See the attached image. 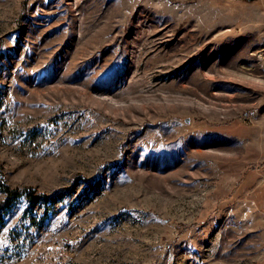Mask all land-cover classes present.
Returning a JSON list of instances; mask_svg holds the SVG:
<instances>
[{
	"label": "rangeland",
	"instance_id": "1",
	"mask_svg": "<svg viewBox=\"0 0 264 264\" xmlns=\"http://www.w3.org/2000/svg\"><path fill=\"white\" fill-rule=\"evenodd\" d=\"M0 171V264H264V0H0Z\"/></svg>",
	"mask_w": 264,
	"mask_h": 264
},
{
	"label": "trees",
	"instance_id": "2",
	"mask_svg": "<svg viewBox=\"0 0 264 264\" xmlns=\"http://www.w3.org/2000/svg\"><path fill=\"white\" fill-rule=\"evenodd\" d=\"M83 177L84 175L80 176L79 178H83ZM84 180L86 184L93 185V186H95V183L98 181L96 178L84 179ZM89 180H92V181H89ZM0 190L5 193V198L2 201H0V208L4 206L3 210L0 212V220H2L3 219L2 213H4L12 205V203L20 197H23L30 203H33L35 200L39 198H51L50 196H52L53 198L52 200L54 201L56 198H59L60 196L64 195L66 193L65 190H67V188L65 189L59 188L57 191L48 195L42 192L36 193L35 189L30 186L11 187L4 180L3 175L0 171Z\"/></svg>",
	"mask_w": 264,
	"mask_h": 264
},
{
	"label": "water",
	"instance_id": "3",
	"mask_svg": "<svg viewBox=\"0 0 264 264\" xmlns=\"http://www.w3.org/2000/svg\"><path fill=\"white\" fill-rule=\"evenodd\" d=\"M185 121H186V122H189V121H190V119H189V118H185Z\"/></svg>",
	"mask_w": 264,
	"mask_h": 264
}]
</instances>
